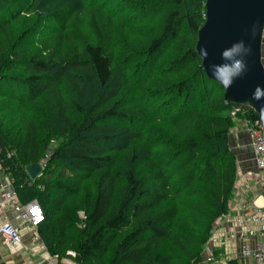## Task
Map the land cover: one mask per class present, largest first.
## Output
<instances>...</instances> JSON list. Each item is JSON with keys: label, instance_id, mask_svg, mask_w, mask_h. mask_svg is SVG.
Here are the masks:
<instances>
[{"label": "trees", "instance_id": "1", "mask_svg": "<svg viewBox=\"0 0 264 264\" xmlns=\"http://www.w3.org/2000/svg\"><path fill=\"white\" fill-rule=\"evenodd\" d=\"M171 2V10L150 11L152 38L129 48L128 64H136L122 70L97 12L81 19L58 0H0V101L9 103L0 102L1 171L23 204L40 203L39 233L51 256L71 258L72 251L76 264L200 263L215 222L230 214L238 176L230 133L235 119L259 117L242 108L245 114L232 118L240 107L226 103L225 89L207 77L196 47L207 0ZM44 15L58 25L56 40L32 50L27 39ZM169 46L184 50L158 70L167 84L142 87ZM131 84L145 98L126 97ZM41 98L50 122H37L40 114L25 105ZM154 123L166 129L165 140L146 133ZM51 138L62 141L49 153ZM128 149L130 163L118 170ZM142 159L147 172L139 178ZM33 164L43 168L35 179L27 171Z\"/></svg>", "mask_w": 264, "mask_h": 264}, {"label": "rangeland", "instance_id": "2", "mask_svg": "<svg viewBox=\"0 0 264 264\" xmlns=\"http://www.w3.org/2000/svg\"><path fill=\"white\" fill-rule=\"evenodd\" d=\"M51 1L54 2V0H47V2H51ZM58 1H61L63 5L68 4V3L72 5L73 8L75 9L76 16L81 19H85L87 15H89L91 12H97L98 18H100L102 23H104V25L106 26L107 31H105V33L107 34L108 46L110 49H113L116 51V54L118 57L117 65H119L118 66L119 69H122V70L123 69L125 70L126 68L130 67L131 64H136V63L128 64V62H131L134 60L132 57V54H133L132 51L138 48H141V47L144 48V46H146L152 38V35L154 32H153L151 24L148 22L150 19V16H149L150 11L151 10L167 11V10H171L175 6L174 3L171 2L172 0L171 1L170 0H167V1L166 0H58ZM127 10H132V11L131 13H125V11ZM36 14L39 15L40 12L32 13L31 16L34 17L36 16ZM134 22H137L135 26H133ZM183 26L184 27L186 26L185 22H183ZM57 32H58V25L53 22V19H51L50 15H44V18L42 17L40 26L36 34L34 35L35 37L34 38L30 37L29 39H27V42L31 43V45L29 46L30 48H32V50L38 49L39 48L38 44H40V42L42 41H46L48 46H52V43H54V41L56 40ZM125 47L127 50L125 49ZM131 47H132V51L129 49ZM164 48L165 49L163 51L162 56L156 57L158 61V65H156L155 74L148 82H142V84H140L142 87L150 86V85L152 87L155 85L165 86L167 84V81L158 75V70L161 68L165 69L168 66V62L174 59L178 55L180 50L183 51L184 49L183 48L180 49L175 46H169L168 48L167 47H164ZM13 75H15L17 79L18 78L23 79L24 77L27 76V73L26 72H15ZM149 75H150L149 71H147V72L140 74V77H142L143 79H147ZM89 85H91V88L92 86L96 87L94 82H90ZM132 85L133 84H131V86ZM69 86L70 85L68 83L64 82V80H61V87L66 92L65 94H68V95L70 93V91L68 90ZM133 86L134 87L133 88L131 87L130 90L129 89L125 90L124 95L126 97H129L131 94H133L134 97L140 96V97L145 98V95H142L139 91H136L135 85ZM88 90L89 89H87L86 93H88ZM71 96L76 97V95L74 94L73 95L71 94ZM81 101L87 103L89 101V98L85 97ZM0 102H4V101L2 100ZM8 104L9 103H6V102L3 103L4 106H8ZM139 104H143V102L139 101ZM25 105L31 108L32 110L31 115L35 113L41 115V116L40 115L33 116V119H35L37 122L40 123L42 119H46L48 122H50L49 117L46 114V107L43 104L42 98L36 104L26 103ZM14 108L15 107H11L6 112H9L10 110L13 111ZM238 122H240V120L235 119L236 124L234 123V128L231 130V133H230V146L234 154H236L235 152L236 148L234 146L233 137H235V135H237L236 133H238V130H237ZM26 126L27 125H25V128L22 127V130L25 131L27 128ZM159 126L160 125H156V123L148 126L146 128V133L149 132L152 137L155 135V137H159L161 140H165L166 139V129L164 127H159ZM242 138L244 139L246 137L243 136ZM51 139H56V138H51ZM56 140H51V142L48 144L49 153L54 152L55 149L58 148V145L62 141L61 138H58ZM139 145H142V143H139ZM143 147H145V145ZM131 154H132L131 151H129L128 149V151H125L121 155L118 156V159H117V162H118L117 169L118 170H123L127 168V166L130 163L129 158L131 157ZM46 158H49V156H47ZM143 163L144 161L142 159L140 160L139 166H137L136 164V170H137L136 175L139 178L142 177L147 172L146 168H144L143 166ZM41 164L45 166L43 159L41 161ZM46 176H49V174H47ZM143 181H147V179ZM125 184H126V181L124 179L122 180L119 191L123 189ZM234 190L236 192V188ZM215 223L216 224L214 227L216 228L218 226V223L217 221ZM27 255H32L36 257L38 253L32 247L31 250L28 251ZM0 256H2L1 253H0ZM222 257L223 255L220 256V259H222ZM37 260H38V263H41L44 261L41 257H39Z\"/></svg>", "mask_w": 264, "mask_h": 264}, {"label": "water", "instance_id": "3", "mask_svg": "<svg viewBox=\"0 0 264 264\" xmlns=\"http://www.w3.org/2000/svg\"><path fill=\"white\" fill-rule=\"evenodd\" d=\"M206 15L196 47L207 77L225 89L226 103L254 110L264 128V117L259 111L264 107V97L253 99L257 86L264 90V0H207ZM249 47L251 53L248 52ZM233 48L237 51L232 58H225L223 53ZM201 49H206V58L201 56ZM235 60L246 61L247 68L230 87L225 88L213 74ZM27 170L35 179L41 174L42 167L33 164Z\"/></svg>", "mask_w": 264, "mask_h": 264}, {"label": "built area", "instance_id": "4", "mask_svg": "<svg viewBox=\"0 0 264 264\" xmlns=\"http://www.w3.org/2000/svg\"><path fill=\"white\" fill-rule=\"evenodd\" d=\"M238 112L245 114L242 108H234L232 117L237 115ZM243 126H245L250 142H252L254 158L258 168V173H249L248 177L251 179L255 178L256 184L264 189V128L261 120L254 117L245 118L243 120ZM8 208H10L13 213L19 215L23 226L30 228L33 245H41L42 251L48 253L46 245L42 243L39 233V226L45 220V212H43L37 200H33L28 204H23L13 188V181L7 176L0 182V216H2L4 214L3 212ZM79 216L82 220L85 219L84 212H80ZM235 222L234 230L224 235L226 239L225 242L235 241L241 244L239 253L244 260L243 264H264V241L259 242L254 248L249 244L250 240L256 237L258 233L264 238V206H257L254 202L247 204L246 214L239 216ZM83 224L82 222L79 226L84 227ZM0 239L4 246L13 250V248L22 245V228L18 227L13 222H2L0 223ZM216 244L218 243L214 241V237L211 238V241L206 245L203 253V261L195 264H217V255H215L214 251V246ZM37 253L38 255L36 256L38 257L40 254L39 252ZM68 254L71 257L68 258L69 260H61L58 259L57 256H51L48 253L46 258L43 259L44 261L39 264H76L74 259H72L76 257L75 252L69 251Z\"/></svg>", "mask_w": 264, "mask_h": 264}, {"label": "crops", "instance_id": "5", "mask_svg": "<svg viewBox=\"0 0 264 264\" xmlns=\"http://www.w3.org/2000/svg\"><path fill=\"white\" fill-rule=\"evenodd\" d=\"M237 126L238 133L233 137L236 157L238 158L237 186H235L236 192L234 199L229 204V206H231L230 214L219 221V225L216 227L213 234L214 241L218 243L214 246L215 255H217V264H243L244 260L239 253L241 244L235 241H226V243L224 235L231 233L232 230H234L237 218L246 214L247 204L254 202L257 206H264V189L256 184L255 178L251 179L248 177L249 173H258L252 142H250L245 126H243L241 122H238ZM243 136L246 138L243 139ZM6 177L7 176L0 169V182ZM3 213L4 214L0 216V223L9 221L22 228V245L11 250L2 244L0 239V253L2 254V256H0V264H39L37 260L39 256L45 259L48 253L42 251L41 245L36 243V245H33L30 228L22 225L21 218L17 213H13L10 208ZM263 241L264 238L258 233L256 237L250 240L249 244L254 248L259 242ZM32 247L36 252H39L40 255L38 257L27 255ZM221 255H223L222 259H220ZM62 259L69 260L68 257Z\"/></svg>", "mask_w": 264, "mask_h": 264}, {"label": "clouds", "instance_id": "6", "mask_svg": "<svg viewBox=\"0 0 264 264\" xmlns=\"http://www.w3.org/2000/svg\"><path fill=\"white\" fill-rule=\"evenodd\" d=\"M242 43L243 42L241 41V44ZM236 51L237 49L233 48L230 51H225L223 55L225 58L231 59L233 53ZM248 52L251 53V47L248 48ZM200 54L201 56L206 58L207 56L206 49H201ZM246 68H247L246 61L242 62L241 60H235L231 64H225L223 67L218 68L216 72L213 74V76L216 79H218L224 85L225 88H228L231 86L234 79L240 77L245 72ZM262 97H264V90H262L259 86H257L253 93V99L259 100ZM259 111L262 117H264V107H262Z\"/></svg>", "mask_w": 264, "mask_h": 264}, {"label": "bare ground", "instance_id": "7", "mask_svg": "<svg viewBox=\"0 0 264 264\" xmlns=\"http://www.w3.org/2000/svg\"><path fill=\"white\" fill-rule=\"evenodd\" d=\"M241 108V107H240ZM236 116V115H235ZM234 116V117H235ZM234 117H232V118H234ZM48 160V158H46V159H44V163H46V161ZM42 167V166H41ZM28 171V170H27ZM42 171H43V168H42ZM42 173V172H41ZM6 175V174H5ZM14 188V187H13ZM14 190H15V188H14ZM16 191V190H15ZM17 193V192H16Z\"/></svg>", "mask_w": 264, "mask_h": 264}]
</instances>
